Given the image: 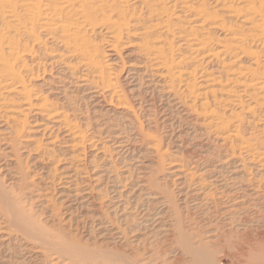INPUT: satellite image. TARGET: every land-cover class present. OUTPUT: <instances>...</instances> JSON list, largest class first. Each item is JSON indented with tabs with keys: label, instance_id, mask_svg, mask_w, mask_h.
Instances as JSON below:
<instances>
[{
	"label": "bare ground",
	"instance_id": "6f19581e",
	"mask_svg": "<svg viewBox=\"0 0 264 264\" xmlns=\"http://www.w3.org/2000/svg\"><path fill=\"white\" fill-rule=\"evenodd\" d=\"M235 1L0 0V20L6 22V32L17 33L22 29V40H25L23 43L19 40L15 42L8 33L0 35V146L4 147L0 152L2 155L4 152L6 154L3 155V163L0 164L1 264H25V259L30 258L37 261V264H264L263 260L254 256L242 262L234 255L226 254L222 247L212 248L214 242L210 240L211 233L197 232L189 221L182 217L171 199L170 192L164 187L159 188L157 183H153L154 188H157L154 196L157 200H161V206L166 210L164 213L166 218L163 221L159 218L143 221L140 219L139 228L136 227L139 229L138 232L134 230L137 233L132 234L121 230L122 221L119 227V221L112 220L106 213L102 215L101 213L105 211L102 210L103 212L100 213L99 210L105 207L106 202L104 204L98 200L97 203L93 187L87 186L79 192L74 188V184L87 173L82 162L83 158L81 159L80 156L85 154L87 148L100 151L103 147L98 148L97 142L82 133L81 127L64 109L43 97L42 93L35 89L36 85H32L31 82L37 80L40 75L38 72H32L39 63H35L33 59L34 65L30 66L24 59L35 58V47L44 46L42 45L44 37L59 41L71 56L80 59L88 74L91 71L98 75L100 80L97 83L100 90L98 94L103 98L101 102L108 109L122 111L126 118L135 122L132 107L119 86V76L108 70L104 71V67H107L104 58H109V61L118 58L122 62V56L118 55L122 51L124 58L135 61L127 62L128 69L124 72L132 74L135 69L150 72L151 76L158 78L164 94L176 101L184 114L189 115V112H194L193 107L198 104L205 114L209 115L210 120L211 118L220 120L210 101V97L219 91L226 97L222 100L224 107L226 105L239 107L242 113L249 117L254 115L255 110H259L262 113L259 121L264 123V11L262 10L264 0L253 1L247 9L238 7V4L232 5ZM195 3L200 4L194 7ZM208 6H212L213 10H208L206 8ZM17 9L22 10L24 14H19ZM186 13L189 14L187 20H192L193 25L196 26L192 27L191 23V27H188L187 23V29L184 30L186 35L182 37L183 26L180 23H182V15ZM223 13L227 18L239 22L235 31L231 29L226 31L224 25L213 26L210 23L222 20ZM204 26L218 29L223 34L226 31L223 37L225 41L222 42L224 44L220 46L219 40L214 42L219 45V49H209L208 42L200 38L198 29L201 30ZM98 30L104 31L106 35L103 39L105 54L86 38V34H93ZM40 34H44L43 37H40ZM182 46L187 47L186 57L180 52ZM234 52H238V55L234 56ZM227 57L232 64L226 65L229 62H226ZM241 57H248L251 67H241L239 65ZM197 58L201 60L196 63ZM215 61L221 73H225V81L236 84L237 89L240 88L238 91L228 88L225 90V85L223 87L220 84L221 77L214 76L215 73L214 75L207 73L206 68L204 70L200 68L202 64L209 66ZM53 62L68 67L54 56ZM190 64H192L191 69L184 67ZM133 75L130 78H133ZM126 76L128 75H125V79ZM127 80L129 81V79L125 81ZM219 86L218 91L214 89ZM184 91L187 92L186 96H182ZM187 94L191 96V105H187ZM3 113L10 116L5 117ZM18 115L23 116L17 119ZM32 118L36 119L31 120ZM210 120L205 125L208 130H212ZM243 122L244 120L239 119L240 124ZM230 124V121H221L215 125H220L223 127L221 130L225 131ZM239 128L234 126L230 132H223L221 134L223 140L231 143L237 139L241 140ZM59 137L63 142L59 143ZM57 143L60 148L56 146ZM240 144L238 154H241L242 159L238 164L229 163V160L224 164H236L234 170L239 171L249 168L246 164L256 166V170L264 171V142L261 143L262 151L253 147L248 140H242ZM151 148H154L153 150L160 157L159 170H163L167 165L168 172H172L177 181L181 184L183 181V184L193 192L198 191L197 187L201 185L200 177L188 174V169L179 160L166 162L164 153L158 151L156 142ZM56 149L63 154L56 156L54 154ZM53 196L57 199L58 196L60 199H65L68 205L78 200H83L88 206L91 205L94 213H98L99 217H96L101 220L100 223L97 220L99 223L97 224L100 226L102 220L109 223L110 230H108L114 235L112 247L107 244L105 246L89 244L86 239L79 238L73 230L71 232L62 228L59 223L49 224V221H41L30 207V203L35 199L41 202V205L47 204L45 209L48 208V217L55 218L59 214V208L55 209L53 204L51 209L48 205L54 200ZM160 203L158 201V204ZM68 211L69 209L64 213L69 214ZM145 211L147 212L144 209ZM136 214L134 216L138 217V213ZM137 217L133 220H138ZM66 219L71 221L70 216ZM133 222L131 221V224ZM126 227L129 228L131 225ZM126 227L122 228L127 229ZM150 234L153 236L150 237ZM218 237L219 235L216 234L214 239L222 238Z\"/></svg>",
	"mask_w": 264,
	"mask_h": 264
},
{
	"label": "rangeland",
	"instance_id": "374dc122",
	"mask_svg": "<svg viewBox=\"0 0 264 264\" xmlns=\"http://www.w3.org/2000/svg\"><path fill=\"white\" fill-rule=\"evenodd\" d=\"M253 1L256 0H236L232 5L238 4V7L247 9ZM199 4L195 3L196 6L194 5V7H198ZM212 6L206 8L212 11ZM262 10L264 11V5ZM17 12L24 14L20 9H17ZM188 17L189 14L187 13L182 15V23H180L183 26L182 37L186 35L184 30L187 29V26H196L193 25L192 20H187ZM222 17H224L222 20H215L210 23L213 26L222 24L226 31L230 29L235 31L239 22L235 19L227 18L224 13ZM222 21L225 22L223 23ZM5 23L0 20V35L2 33H8L6 32L7 27ZM187 23L188 25L186 26ZM22 31L20 29L17 33L11 32L8 34L11 38L15 39V42L19 40L23 43L25 40H22ZM99 31L93 34H86V38L97 45L105 54V41L103 39H105L106 35L104 31ZM198 31L200 38L208 42L207 46L208 48L210 47L209 49H219V45L215 44L216 40L221 42L220 46L224 44L222 42L225 41L223 37L226 31L223 34L218 29L208 26H204L203 29H198ZM229 32L231 34V31ZM43 35L40 34V37H43ZM123 40L125 41V39ZM42 45L44 46L41 48L38 46L35 47V58H24L30 66L34 65L33 59L35 63H39V66L34 67L32 73L38 72L40 77L37 80H33L31 84L36 85L34 86L35 89H38L43 97L48 98L53 103H57L56 105L58 107L60 106L64 109L71 119L74 122L76 121L75 123L81 127L80 131L82 133L84 132L88 138L97 142L96 145L98 148L103 147L100 151H92L87 148L84 152L85 154L80 156L81 159L83 158L82 162L86 167L87 173L83 178L75 182L74 188L77 191L80 192L86 189L87 186L93 187L97 203L98 200L104 202V204L106 202L105 207L99 210V212H103L102 210H104V213L100 212L102 215L106 213L112 220L119 221L118 226L123 223L121 227L119 226L121 230L133 234L135 233L134 230L137 232L139 230L140 219L143 221L159 218L160 221H163L166 218L164 214L166 210L161 206V200H157V197L154 196L157 188H154L153 183H157L159 188L162 189L164 187L170 192L171 199L181 212L182 217L189 221L197 232L200 234L211 233L212 237H210V240L214 242L212 248L222 247L226 254H232L234 257L241 259L242 262L253 256L256 259L264 261V171L256 170V166L249 164H246L249 168L243 171L234 170L236 164H224L228 160L229 163L237 162L238 164L242 159L241 154H238L239 145H241L242 140L250 141L253 147L262 151L261 143L264 142V123H260L259 121V118L262 116L259 110H255L254 115L249 117L244 115L239 107L233 108L228 105L224 107L222 100L226 97L218 91L220 89L219 86L214 88L218 92L210 97V101L219 114L220 120H212V118L210 120L209 115L205 114L198 104L193 107L194 112H189V115L184 114L181 106L164 94L162 88L159 86L158 78L151 76L150 72L135 68V73L124 72L128 69L127 62H133L134 60L124 58L121 51L118 55L122 56V62L118 58L115 61H109V58H104L105 65L107 66L104 67V71L108 70L119 76V86L124 92L129 105L132 107L136 118L135 123L134 121H130L128 117L126 118L122 111L114 108L108 109L101 102L103 98L98 94V92L100 93L97 84L100 81L98 75L91 71L88 74L80 59L71 56L68 53L69 51L59 41H53L44 37ZM16 46H18L17 43ZM186 50L187 47L184 46L180 50L185 57L188 55V50ZM237 53L234 52L233 55L235 56ZM53 56L61 60L65 65H68V67L55 64L53 62ZM226 59V62H228L229 58L227 57ZM200 60L197 58L195 61L197 63ZM249 60L248 57H241L239 58V65L243 68L251 67ZM230 63L232 64L230 61L225 64L228 65ZM216 64V61L211 65L209 64V66L206 64L203 66L202 64L200 68L203 70L206 68L208 70L207 73L210 72L213 75L215 73L214 76L221 77L219 79L221 81L220 84L223 87L225 85V90L228 88L232 91H238L240 88L237 89L236 84L231 81H225V73H221L219 66ZM191 66L192 64L184 67L191 69ZM217 70L219 73L216 72ZM125 75H128L126 79H129L130 82L128 80L125 81ZM132 75L133 78H130ZM130 83L133 84L131 85ZM186 93L184 91L182 96H186ZM190 97L188 95L186 98L187 105H191ZM3 114L5 117L10 116L7 113ZM21 116L23 115H18L16 118L19 119L20 117L21 119ZM35 119L32 118L31 120ZM239 119L244 120V122L240 124ZM209 120L212 121V130H208L205 127L209 123ZM221 121H230L231 124L228 125L227 130H221L223 127L215 125ZM234 126L240 127L239 133L241 140L237 139L232 143L223 140L221 134L223 132H230L234 129ZM58 139L59 143L63 142L60 137ZM155 142L158 144L159 150H157L164 153L166 162L168 160V162L179 160L188 169V174L194 175L197 178L200 177L199 182L201 185L197 187L198 193L187 188V185L183 184V181L182 184L177 181L174 174L168 172L167 165L164 166L163 170H159L160 157L153 150L154 148H151ZM59 143L56 146L60 148ZM3 148L0 146V149ZM58 152L59 149H56L54 154L56 156L63 154L62 151L61 153ZM3 155H6L5 152ZM3 155L0 152V164L3 163ZM232 156L234 158H231ZM245 162L247 163V161ZM184 163L189 166L184 165ZM175 184H177V188ZM141 185L143 186L141 187ZM178 185H180L179 188ZM202 186L205 188H202ZM147 196L151 199L149 200ZM53 199L55 201L53 200L48 203L49 208L52 209L54 204L55 209L59 208L60 211L55 218L51 216L52 219L48 217V208L47 210L45 209L47 204L42 203L41 205V202L35 199L30 203V207L41 221H49V224L52 222V224L59 223L62 228L70 231L73 230V233L79 238L86 239L89 244L102 246L107 244L112 247L114 235L109 231L110 229L108 227L110 225L107 221L106 223L103 222V220L102 226L98 225L101 220L99 221L97 218L99 217L97 215L98 213H94L91 205H86L83 200H78L68 205L65 203V199H60L59 196L58 199L53 196ZM158 201L160 204H158ZM88 207H91V209ZM67 209H69V214L67 212L64 213ZM144 209L147 212L149 210V212H144ZM128 210L129 212H127ZM136 213H138L139 218L134 216L137 215ZM145 213L147 214L145 215ZM66 215L70 216V222L66 219ZM91 217L93 218L91 219ZM136 217L138 220H133ZM49 219H51V222ZM131 221H134L135 226L133 223L131 224ZM130 225L131 227H129ZM122 227H126L127 229ZM216 234L219 235L218 238L220 236L222 237L220 240L217 239L218 241L214 239ZM152 236L153 234H150V237ZM28 260L25 259V264H37V261L31 258ZM1 261L2 259L0 257V264Z\"/></svg>",
	"mask_w": 264,
	"mask_h": 264
}]
</instances>
